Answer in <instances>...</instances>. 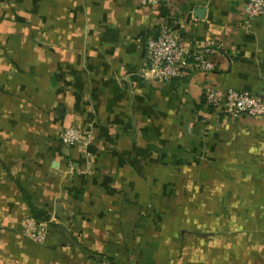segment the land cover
Here are the masks:
<instances>
[{
    "label": "crops",
    "instance_id": "1",
    "mask_svg": "<svg viewBox=\"0 0 264 264\" xmlns=\"http://www.w3.org/2000/svg\"><path fill=\"white\" fill-rule=\"evenodd\" d=\"M244 5L0 0V264H264V118L203 100L264 95V16ZM163 21L186 47L222 42L214 70L153 80ZM33 209L43 244L23 235Z\"/></svg>",
    "mask_w": 264,
    "mask_h": 264
},
{
    "label": "built area",
    "instance_id": "2",
    "mask_svg": "<svg viewBox=\"0 0 264 264\" xmlns=\"http://www.w3.org/2000/svg\"><path fill=\"white\" fill-rule=\"evenodd\" d=\"M141 6L158 7L162 0H137ZM264 16V0H245L244 24ZM223 49V43L216 39H208L186 47L180 43L178 34L167 21L161 22L158 34L145 42L146 56L143 70L153 80L172 82L189 67L202 73L214 70L210 57ZM204 104L214 111L225 115H246L252 118H264V95L259 96L248 90L228 89L220 91L214 86H206L203 90ZM82 139V133L74 128H67L61 142L71 147ZM46 223H38L33 216L25 222L23 235L38 243L45 241ZM106 264V263H104Z\"/></svg>",
    "mask_w": 264,
    "mask_h": 264
},
{
    "label": "trees",
    "instance_id": "3",
    "mask_svg": "<svg viewBox=\"0 0 264 264\" xmlns=\"http://www.w3.org/2000/svg\"><path fill=\"white\" fill-rule=\"evenodd\" d=\"M32 216L36 222L41 223L42 221H47V217L44 215L42 211L34 210L32 212Z\"/></svg>",
    "mask_w": 264,
    "mask_h": 264
}]
</instances>
